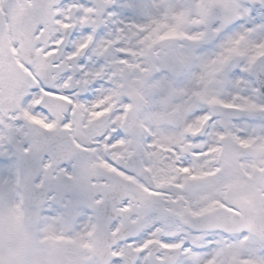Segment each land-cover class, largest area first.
<instances>
[{
    "label": "snow or ice",
    "instance_id": "6c2138e0",
    "mask_svg": "<svg viewBox=\"0 0 264 264\" xmlns=\"http://www.w3.org/2000/svg\"><path fill=\"white\" fill-rule=\"evenodd\" d=\"M0 264H264V0H0Z\"/></svg>",
    "mask_w": 264,
    "mask_h": 264
}]
</instances>
